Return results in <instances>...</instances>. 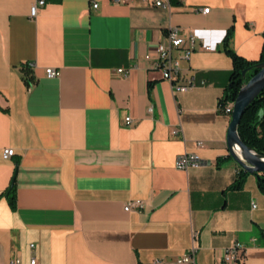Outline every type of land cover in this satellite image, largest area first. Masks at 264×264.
Wrapping results in <instances>:
<instances>
[{
	"label": "crops",
	"instance_id": "obj_1",
	"mask_svg": "<svg viewBox=\"0 0 264 264\" xmlns=\"http://www.w3.org/2000/svg\"><path fill=\"white\" fill-rule=\"evenodd\" d=\"M34 1L0 0V264H174L193 231L196 264H222L234 241L264 264V192L254 173L230 188L243 167L220 111L228 48L261 57L264 0H47L31 18ZM170 26L199 37L175 52L178 82L195 77L183 91L155 65ZM186 150L203 164L178 169Z\"/></svg>",
	"mask_w": 264,
	"mask_h": 264
},
{
	"label": "built area",
	"instance_id": "obj_2",
	"mask_svg": "<svg viewBox=\"0 0 264 264\" xmlns=\"http://www.w3.org/2000/svg\"><path fill=\"white\" fill-rule=\"evenodd\" d=\"M113 4H131L135 0H110ZM157 6H169L171 0H144ZM47 0H35L31 5L30 17L36 18L41 6L45 5ZM93 6L96 8L99 6L98 1L93 2ZM204 12L208 11V8L202 9ZM199 37L195 34H183L179 27L170 26L167 31L166 41L159 42L157 46L158 59L155 63L156 67L162 71L163 77L170 80L174 84L176 91H183L194 83L195 77H191L187 83H179L181 74V61L180 57L175 54L177 50H181L185 57H190L194 48L198 43ZM206 49H212L213 47L206 44ZM30 65L33 66L31 63ZM125 75L127 71L124 68L119 69ZM59 70L56 68H46L47 76L53 77L59 75ZM204 82V81H203ZM234 101H228L225 105L224 113L232 114ZM127 124L132 123V117L126 118ZM15 154L13 148H5L3 151L4 158H11ZM203 164L202 157L194 151H185L179 154L176 158L175 165L178 169L189 170L192 167H198ZM144 206V200L140 198L128 200L124 208L127 211L141 209ZM32 251L36 249V243H30ZM198 232L192 233V244L185 252L177 258L174 264H196V256L198 252ZM246 256V248L240 241H234L230 245L226 246L223 254L222 264H243ZM11 264H22L20 258H15L11 261ZM29 264H37V256L35 253L31 255Z\"/></svg>",
	"mask_w": 264,
	"mask_h": 264
},
{
	"label": "trees",
	"instance_id": "obj_3",
	"mask_svg": "<svg viewBox=\"0 0 264 264\" xmlns=\"http://www.w3.org/2000/svg\"><path fill=\"white\" fill-rule=\"evenodd\" d=\"M232 30L230 29L225 39V45L229 43ZM228 52L232 54L233 69L231 71V81L225 90V94L220 100V111H225V105L228 101H234L242 85L248 81L259 69L254 66L264 60V44L261 52V57L258 60H248L238 55L231 48H228ZM250 68L247 71L246 77L243 76V70ZM33 78H29L31 83ZM239 133L243 141L256 150L260 154H264V89L254 99V101L247 107L244 112L241 122L239 124ZM247 170L241 168L238 173V177L230 186V188L238 189L242 186L245 177L249 174ZM258 175V174H256ZM259 187L264 192V173L260 174L258 178ZM15 183L8 193L9 201L12 207L16 204V195L14 194Z\"/></svg>",
	"mask_w": 264,
	"mask_h": 264
},
{
	"label": "water",
	"instance_id": "obj_4",
	"mask_svg": "<svg viewBox=\"0 0 264 264\" xmlns=\"http://www.w3.org/2000/svg\"><path fill=\"white\" fill-rule=\"evenodd\" d=\"M255 68L259 70L240 88L237 97L234 100L231 122L228 130V146L230 154L237 160L242 167L250 173H264V154L258 153L252 147L247 145L240 136L239 124L247 107L264 89V60L257 63ZM250 68L243 70V76L246 77L247 71ZM17 174V165L14 175L9 184L7 193H9L14 185Z\"/></svg>",
	"mask_w": 264,
	"mask_h": 264
}]
</instances>
